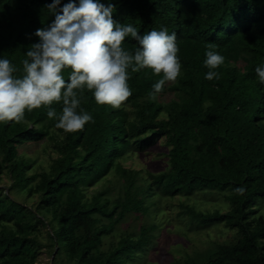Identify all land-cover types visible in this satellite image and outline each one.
<instances>
[{"label": "trees", "instance_id": "trees-1", "mask_svg": "<svg viewBox=\"0 0 264 264\" xmlns=\"http://www.w3.org/2000/svg\"><path fill=\"white\" fill-rule=\"evenodd\" d=\"M68 2L60 0L57 12ZM100 2L113 4V19L140 34L174 31L180 75L150 100L161 76L128 69L132 94L118 109L98 105L85 89L78 93L80 108L92 120L74 133L57 129L45 107L25 110L19 123H0V178L8 176V190L39 198L27 207L0 187V264H36L41 246L60 264L147 263L158 232L166 233L168 200L197 192L218 195L225 208L202 209L181 199L176 215H186L190 229L222 223L235 229L234 238L213 240L168 264H264V85L255 73L264 66V0ZM51 3L0 0V59L18 69V78L26 51L39 42L35 30L55 19ZM210 43L225 58L214 69L220 78L211 81L203 64ZM137 47L131 37L122 43L130 54ZM70 72L62 71L66 81ZM168 91L172 97L161 100ZM52 107L59 114L62 102ZM40 141L51 142L53 155L47 167L32 170L36 160L25 151ZM149 152L164 159L156 170L123 163ZM99 182L104 187L87 196ZM240 187L243 194L235 191ZM130 215L139 226L123 229Z\"/></svg>", "mask_w": 264, "mask_h": 264}, {"label": "clouds", "instance_id": "clouds-1", "mask_svg": "<svg viewBox=\"0 0 264 264\" xmlns=\"http://www.w3.org/2000/svg\"><path fill=\"white\" fill-rule=\"evenodd\" d=\"M60 0L47 5L55 19L46 27L35 30L39 42L26 51L22 61L23 76L13 75L16 69L8 59H0V123L21 122L25 110L31 112L47 108V117L55 119V127L65 133L83 130L92 116L80 108L78 93L85 89L92 92L98 105L118 109L131 93L128 69L136 73L151 69L161 78L152 86L148 96L155 100L166 83L175 82L180 75L181 63L177 55V34L162 27L140 34L132 24H121L113 19L114 5L100 0H69L57 12ZM126 37L134 39L138 47L134 54L122 48ZM209 44L203 64L209 71L205 79H219L214 69L224 63V57ZM71 69L68 80L62 76L64 69ZM255 73L264 85V66H257ZM62 102L57 114L52 107ZM79 109V111H77ZM243 194V187L235 189Z\"/></svg>", "mask_w": 264, "mask_h": 264}, {"label": "rangeland", "instance_id": "rangeland-1", "mask_svg": "<svg viewBox=\"0 0 264 264\" xmlns=\"http://www.w3.org/2000/svg\"><path fill=\"white\" fill-rule=\"evenodd\" d=\"M241 64V63H239ZM173 95V92H166L165 94L159 96L161 100L167 101ZM46 140V139H45ZM160 142L157 141L155 150L158 152L160 149ZM25 153L29 156H32L36 162L33 165V169L41 170V168H45L48 165L50 155H53V150L51 147V142L47 144L44 141H40L36 145H30L28 151ZM125 157L120 158L123 160ZM155 153L149 152L145 155L141 156H132L127 157L123 160V163L126 166H131L132 168H141L148 167L152 170H156L162 166L164 159H155ZM110 177L114 178L113 174H110ZM116 180V179H115ZM113 180V181H115ZM10 184V180L7 175H3L0 178V187H3L11 197L15 200L21 202L27 207L34 208L35 201H38V195L29 196L26 193H20V191L10 189L8 190V185ZM105 184V181H104ZM104 184L99 182L96 185H93L91 188L86 189V195L89 196L90 192L96 189H101L104 187ZM111 194V192H110ZM195 197L185 198L183 196L174 197L169 199V204L165 206V210L169 215L164 219V222H168L166 227V233L162 236V229L158 232V237L156 240V245L152 251L150 249L147 250V254L145 253L144 257L146 258L147 263L144 264H168L172 259H177L180 256L185 255L186 253H192L193 251H199L202 248H205L211 244L213 240L216 241H228L234 238L235 229L228 228L224 226L222 223H216L208 226L207 228H199V229H190V226L193 225L190 223V220L186 215L178 217L177 211L181 209L178 203L182 200L188 201V203H195L197 207L213 209L215 207H220L221 209L225 208V203L219 199L218 195L208 194L203 192H197L194 195ZM168 219V221H166ZM139 226V221L134 217L129 216V219L125 223L122 224L124 228L133 229ZM121 227V224H120ZM42 236L46 237V231L49 229L48 225H44L42 227ZM164 228V227H163ZM174 230L178 231V235L174 234ZM160 236V237H159ZM47 239V238H46ZM36 264H60L59 261L54 260V252L48 250L46 246H41L38 250V255L36 258Z\"/></svg>", "mask_w": 264, "mask_h": 264}]
</instances>
